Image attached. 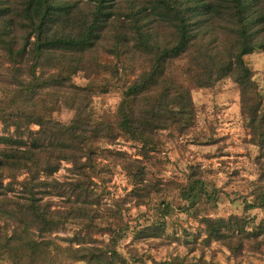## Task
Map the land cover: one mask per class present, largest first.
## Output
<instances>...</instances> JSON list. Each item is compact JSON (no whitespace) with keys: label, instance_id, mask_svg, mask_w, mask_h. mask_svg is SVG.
Returning a JSON list of instances; mask_svg holds the SVG:
<instances>
[{"label":"trees","instance_id":"obj_1","mask_svg":"<svg viewBox=\"0 0 264 264\" xmlns=\"http://www.w3.org/2000/svg\"><path fill=\"white\" fill-rule=\"evenodd\" d=\"M256 51L264 0H0V264H146L122 241L159 236L177 211L233 255L264 245V91L247 60ZM226 76L256 147L257 184L234 198L241 212L223 216L213 214L223 189L199 165L152 182L144 160L159 130L179 137L195 124L192 89ZM111 87L115 108L96 111L93 94ZM65 108L68 120L56 114ZM120 136L139 142L143 158L113 147ZM62 161L67 179L52 176ZM115 166L130 188L108 204L100 183ZM130 200L145 207L143 221L126 218ZM67 226L69 235L44 236ZM152 264L218 263L199 255Z\"/></svg>","mask_w":264,"mask_h":264},{"label":"rangeland","instance_id":"obj_2","mask_svg":"<svg viewBox=\"0 0 264 264\" xmlns=\"http://www.w3.org/2000/svg\"><path fill=\"white\" fill-rule=\"evenodd\" d=\"M253 69L254 76L264 91V51H256L247 56ZM82 81L83 78L76 77ZM118 87H111L105 92L93 94V105L96 111L113 110L119 100ZM192 97L196 110V122L187 134L173 137L168 130L157 132L154 148L149 151L146 158V177L152 182H167L171 179L184 178L189 164L199 165L203 174L212 178L223 189L218 207L214 215H227L230 212H241V204L236 198L247 193L257 184L256 168L253 157L256 147L249 141V132L244 124L238 100V87L230 77L218 80L213 86L195 87ZM62 120H68L71 111L62 109L56 113ZM36 127V125H33ZM211 134V141H204ZM195 136L199 138L193 139ZM112 146L126 152L130 159L143 158L139 152V142L118 137ZM100 158V157H99ZM105 160V159H104ZM69 162L62 161L59 169L52 174L58 179H67L70 176ZM99 182V181H98ZM109 193L102 201L112 204L114 197L123 195L130 184L126 175L119 166L112 167L109 177L100 183ZM17 185L10 190L12 194ZM50 199L56 205L62 204V197L53 195ZM134 200L125 202L129 211L126 213L130 223L143 221L138 215L144 206L134 205ZM257 217L264 215V209L257 208ZM202 223L184 212L177 211L168 220L165 231L159 236L133 240L128 235L122 241L120 248L127 255L126 248L132 247L139 254L148 255L147 263L154 260H167L174 256L187 259L202 255L203 258L218 264H264V245L259 249L244 246L236 255L217 240L205 242V232ZM74 226L55 229L44 233V236H63L72 233ZM185 231L188 234H185ZM97 238L107 239L106 234H96ZM192 240V241H188ZM61 243H66L60 237L56 238ZM192 246V247H191Z\"/></svg>","mask_w":264,"mask_h":264}]
</instances>
